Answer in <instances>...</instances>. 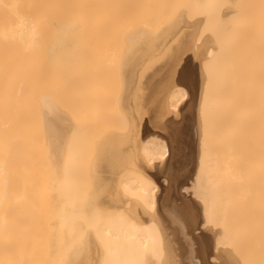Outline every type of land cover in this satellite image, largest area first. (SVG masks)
Segmentation results:
<instances>
[{"label":"bare ground","instance_id":"1","mask_svg":"<svg viewBox=\"0 0 264 264\" xmlns=\"http://www.w3.org/2000/svg\"><path fill=\"white\" fill-rule=\"evenodd\" d=\"M102 5L103 0H0V252H5L4 256L8 255L6 246L15 245L18 237L17 251L22 249V225L19 228L14 220L25 223L22 220L28 214L31 220L33 211L41 204L35 189L40 188V183L35 184L40 180L33 167L38 146L32 147L37 142L34 136L38 132L35 130L40 94L41 103L48 110L58 107L56 112L49 111L50 116L68 113L63 82L54 67L56 62L69 57L67 50L105 48L102 21L106 9ZM169 46L140 73V94L146 96L154 84L161 88H152L153 95L147 96L144 104L148 112L152 111L151 118L137 117V108L142 106L138 100L131 117L134 123L124 156L132 167L121 176L120 183L136 197L131 199L118 193L114 196L116 206L102 208L97 214L102 238L101 264H163L161 221L178 233L188 264H207L213 258L216 264H237L234 257L216 253L213 234L206 227L220 221L252 229L264 221V199L260 197L259 202L256 198L264 192V0H260V48H228L226 78L219 81L214 96H202L206 89L203 90L200 68L201 57L210 59L213 48H200L205 45L199 44L194 31L181 33ZM259 55L260 82L246 74ZM238 76L244 77L236 81ZM92 82L89 83H98ZM55 84L60 85L59 95H64L60 107L52 100L51 88ZM93 87L91 90L97 92L92 93L100 96V89ZM93 94L85 104L87 112H95L92 106L99 104L100 98ZM206 110L209 118L205 117ZM32 115L33 118L29 117ZM75 116L71 115V123L78 121ZM52 130V145L65 143L68 132L63 126L52 122ZM28 149L36 156L30 157ZM138 156L150 173L168 185L164 193L160 182L137 170ZM25 158H29L27 163L34 161L32 166L29 163L35 172L32 175L29 169L31 178L23 167ZM164 172L169 179L163 176ZM33 184L35 188L31 190ZM187 196L192 198L191 202ZM22 200L32 205L23 207ZM17 208L30 212H14ZM7 211L14 215L6 219ZM14 250L15 254L21 253Z\"/></svg>","mask_w":264,"mask_h":264},{"label":"rangeland","instance_id":"2","mask_svg":"<svg viewBox=\"0 0 264 264\" xmlns=\"http://www.w3.org/2000/svg\"><path fill=\"white\" fill-rule=\"evenodd\" d=\"M103 1L105 5L102 6L106 9L102 21V37L107 43L105 48H69L68 52L65 51L69 57L64 62H56L54 67L60 77L58 79L63 82L65 96L62 93L59 95L57 88L60 85L55 84L51 88L52 100L60 107L62 104L59 102L63 100L61 96H64V101L69 107V110H64H68L70 116L74 117L76 114L78 117V121H72L71 131L68 132L65 143L61 142V146L55 147L52 145L54 131L49 113L56 112L58 107L50 105L52 108L48 110V107L42 105L40 94L37 114L33 111L37 115L38 123L34 124L38 125L35 130L38 135L35 134L36 138L34 136V142L37 140V144L31 146H38V153L34 160L36 167L32 163L36 171L32 170L38 174L40 182L35 184L40 183V186L36 185L40 188H35L33 184L31 190L35 188L39 191V200H36L41 204H36L39 205L36 211L32 210V206L30 209L36 219L35 223L32 216L30 219L32 218L33 222L29 220L30 210L28 212L17 208L18 210L14 211L23 214L25 210L28 214L23 218V215L17 213L25 223L14 220L17 226L22 225L21 228L18 227L22 232L20 239L23 240L19 239V242L23 245L22 249L17 251L20 249L17 240L19 232L15 242L17 245L6 246L8 255L4 256L6 253L0 252L6 257L4 259L0 255L5 264H101L102 238L97 214L102 208L116 206L114 196L118 193H124L131 199L136 197L133 192L126 191L120 183L121 176L132 167L125 161L124 156L129 132L134 123L131 117L138 100V104L142 106L137 108V117L144 120L151 118L152 111L148 112L144 104L148 97L153 95L154 90L161 88L154 84L146 96L140 94L137 91L140 73L165 52L181 26L194 27L198 23L202 24L196 34L199 44L203 42L214 50L210 59L203 56L200 60L204 78L203 90L206 89L202 96H214L219 81L225 80L229 65L228 48H260V0H206L199 3H196V0ZM240 63L242 62H239L237 68L239 71ZM246 74L250 75L249 79H258L260 82V55L254 59L253 69ZM241 77L238 76L236 81ZM95 80L97 84L89 83H94ZM92 85L100 89V96L95 94V97L92 93L97 92L91 90ZM91 94L100 98L99 104L92 106L95 112L86 111L85 104ZM257 111H260V108ZM33 115L29 117L33 118ZM205 117L209 118L207 110ZM195 125L194 123L191 127L193 147ZM33 151L35 153L36 150ZM30 152L28 149V153ZM33 155L30 153V157ZM28 159H24L26 162L23 167L26 166L27 176L31 178L29 169L31 171V162L34 161L30 159L29 166ZM136 162L137 170L140 169L160 182L161 191L164 193L168 185L161 182L162 178L150 173L139 156ZM34 173L31 171L32 175ZM163 176L169 179L168 173L164 172ZM33 179L34 177L32 181ZM32 197L31 201H34ZM187 197L191 202L192 198ZM260 197L264 199V192L257 195L259 202ZM52 201L57 204L53 206ZM26 204L24 203L23 207H26ZM14 212H4L5 218H10V214L12 216ZM10 222L12 225V219ZM30 222L32 224L29 225ZM206 229L213 234L212 243L216 247V253L234 257L237 264H264L263 220L252 229L242 225L232 227L229 223L220 221L207 226ZM11 230L13 232L14 229ZM159 231L163 264H188L178 233L176 234L167 222L162 221L159 223ZM8 247L16 249V253L21 251L20 255ZM12 250L14 254L11 253Z\"/></svg>","mask_w":264,"mask_h":264},{"label":"snow or ice","instance_id":"3","mask_svg":"<svg viewBox=\"0 0 264 264\" xmlns=\"http://www.w3.org/2000/svg\"><path fill=\"white\" fill-rule=\"evenodd\" d=\"M182 66V65H181ZM178 80V77H177ZM49 119L55 124L57 127L63 126L65 132L71 131L72 123L71 116L66 112H57L52 114ZM210 256L212 253L209 254ZM201 264H204V261H201ZM207 264H216L215 259H210Z\"/></svg>","mask_w":264,"mask_h":264},{"label":"crops","instance_id":"4","mask_svg":"<svg viewBox=\"0 0 264 264\" xmlns=\"http://www.w3.org/2000/svg\"><path fill=\"white\" fill-rule=\"evenodd\" d=\"M196 3H198V2H196ZM200 25L202 27V24H200V23H198L197 25H194V27L193 26L192 27H188L186 25H183V26H181V29L178 32L177 36L180 35L181 33H187L188 31H194V33L197 34L199 32V30L201 29ZM173 41H174V39L171 40L168 45H170V43L173 42ZM168 48H170V46H168ZM200 48H207V46L206 45L205 46H201Z\"/></svg>","mask_w":264,"mask_h":264}]
</instances>
